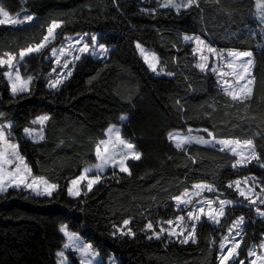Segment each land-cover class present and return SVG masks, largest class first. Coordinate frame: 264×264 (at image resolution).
Returning a JSON list of instances; mask_svg holds the SVG:
<instances>
[{"label": "trees", "instance_id": "1", "mask_svg": "<svg viewBox=\"0 0 264 264\" xmlns=\"http://www.w3.org/2000/svg\"><path fill=\"white\" fill-rule=\"evenodd\" d=\"M197 4L175 13L158 9L153 0H0L10 16L26 12L35 17L26 26L0 25V57L41 43L53 21L61 25L52 43L19 64L22 78L32 80L30 92L13 96L0 66V125L11 124L18 152L32 173L57 185L52 197L24 190L0 196V264H58L65 243L62 224L101 258L113 256L116 264H218L221 239L239 217L245 222L241 259L264 237V222L232 187L252 178L264 188V38L254 17L255 2ZM77 34L97 35L113 49L104 60L83 55L69 79L52 90L45 78L54 65L47 58ZM187 35L218 50L251 52V95L232 99L213 75L199 70L184 41ZM137 44L155 53L169 77H156L147 68ZM41 116L49 117L43 138L36 143L23 139L24 129ZM110 125L121 127L141 159L127 163L129 173L109 171L91 191L69 197L68 183L95 163L96 147ZM186 129L207 130L216 139L251 140L258 159L233 168L235 158L224 151L175 148L167 135ZM196 184L212 187L234 205L220 224L200 221L195 242L186 244L152 237V230L181 214L175 197Z\"/></svg>", "mask_w": 264, "mask_h": 264}, {"label": "rangeland", "instance_id": "2", "mask_svg": "<svg viewBox=\"0 0 264 264\" xmlns=\"http://www.w3.org/2000/svg\"><path fill=\"white\" fill-rule=\"evenodd\" d=\"M153 1L158 4L157 8L161 9V10H170V11H173L175 13L185 11V9H183V8H181L178 12L175 8L162 7L161 5H163L165 3V0H153ZM174 2L177 4H182V3L186 2V0H174ZM254 2H255L254 17L257 21L260 22V25H261L260 32L262 34V37L264 38V3L261 0H254ZM0 8H1V6H0ZM27 16H32V15H30L26 12H22L20 14L15 15V16L9 15L10 19L20 20L21 23L17 24V25H12V24H4V25H12V26L29 25L30 23H32L35 20V17L32 16L33 20L28 21L26 19ZM0 19H4V17L2 15H0ZM57 30H58V28L55 29L53 36L49 39V41L46 43V46L44 48H46L50 43H52L54 41L55 34H56ZM93 36L97 37V35H94V34H77L74 36H70L64 40L62 45H60L59 47L53 48L51 50L50 56L47 58V61H51L53 63L54 69L45 78L47 80L48 88H50L49 87L50 82L54 81L55 79H58V78L62 79L63 83L69 79L70 76L68 75V73L71 72L72 66L77 61L76 59H74L77 56H79L81 58L83 55H85V56H88V57H91V58H94L97 60L107 59L109 52L113 48L106 46L104 44H101L98 40V37H97L96 41H93L92 40ZM185 37H188V39H185ZM185 37H184L185 43L188 45H191V47H192L195 66L199 70H201L198 67V65L202 62L201 57L202 56L205 57L206 59L203 62L206 64V68H205V70H201V71L204 73H208V74L213 75L218 86L227 95H228V93L225 91L226 86L230 85L233 88H235L237 83H239L240 85H243L244 83H246V81H237V78L234 75H232L233 70L228 67V64L233 62V60L235 59V58L231 57L229 55V53L230 52H241V51L218 50V49H215V48L209 46L203 39H201L197 36L187 35ZM197 39L203 41V44L200 45L199 47L197 46V43H196ZM84 44L89 45V51L87 53H83V52L79 51V49L82 48ZM100 45L105 46L104 50H101ZM137 45H139V44H137ZM137 45H136V48H137L138 56L141 58V60L144 62V64L147 66V68L151 71V69L148 67L147 63L145 62L144 57L148 56L149 58H151L152 56H156L155 53L151 49L145 48L141 45H139V47H137ZM33 47H35V46H33ZM43 49H41V51ZM54 49H55V54L53 53ZM61 49H63V54H61V51H60ZM209 49H211V51ZM37 53H39V52H34L31 54H28L22 60L20 59L19 54L18 55H12L14 57V60H13V66L11 68H9L8 65H0V66L5 68L4 77L7 81V83L9 84V87H10V84L15 81L16 75L17 74L20 75L19 64L26 57L31 56V55H35ZM9 55L10 54L4 55V56L0 57V59H7V57ZM57 57L59 58L58 63L56 62ZM156 58H157V56H156ZM247 59H249V58H247V57L242 58L243 62H246ZM251 59H252V57H251ZM240 62H241L240 60L236 61L237 64H239ZM65 63H67V65H68L67 68L64 67ZM156 63H157V71L155 73L153 72L154 75L156 77H159V78L169 77V75H167L162 69H160L158 59H156ZM252 70H253V65L250 69L251 77H249L250 79H252V82H253ZM221 73H224V75L222 76ZM21 78H22V76H21ZM28 79L29 78H26V79L22 78V80H28ZM249 86L252 88V84ZM50 89H52V88H50ZM52 90H54V89H52ZM21 94H25V93H21ZM21 94H19V95H21ZM15 96H18V95H15ZM247 96L248 95H245V97H247ZM41 117H44V116H41ZM41 117H37L32 121V127L26 128V129H28L27 132L24 129V131L22 133L23 139H26V140L33 142V143H36V142H39L43 138V128L42 127H43L45 121L41 124L39 122V118H41ZM126 120H127V117L122 116L121 122L124 123ZM0 130H3L5 132V140L3 142H0V152H4L5 158H7L9 151H11L10 149H8L7 145L8 144H14V145H16L15 152L18 154L19 157H21L19 152H18L17 141L14 139L13 134L11 133V124H4L2 126L0 125ZM117 134L120 135V139L123 140L125 143H132V142H130V141H128L122 137L120 126H117V125L108 126L106 131H105V138L98 143L97 147L100 148L101 154L103 156L104 155V148H105V146H107L109 149L108 155L115 157V164L110 162L109 164H107L105 166L103 172H98L96 165L101 163V158H98L96 155V151H97V147H96V150H95L96 161H95V163L85 167L82 170V172L80 173V175L78 176V177H80L81 175H84L86 177L84 180L80 181L79 185L77 186L80 190V193H82L83 191H88V189H87V179L88 178H91L94 175H99L100 179H101V177L109 171H119V160L120 159H125V166H127V163L129 161H137V160L131 159V155H132V153H138V152L135 150L134 147L131 151L128 150L123 144H121L116 139ZM189 136H191L193 138H202L203 140L210 141V142L207 144H201V143H196V140L193 139V141L191 143H183L179 149L186 147V146H190V145L215 148V149L224 151V152L232 155L235 158V163L239 159V156L231 151V146L224 147L223 145L219 144L218 141H222V140H227V141H232V142L239 141L241 146H243L245 144V142L251 141V140H237V139H216L212 135L210 136L207 131L195 130V129H186V131H182V132L181 131H172L167 135V139L175 148H177L176 147L177 138L183 139V138L189 137ZM232 146H234V144ZM253 147H254V145H253ZM241 150H243V149H241ZM253 151H255L254 148H249L248 150L245 149L244 153H245V155H248V154L250 155ZM122 153H127V157L122 155ZM255 161L256 160H252L247 164H239L236 167L243 168V167H245V166H247L250 163H253ZM23 162H24V160H23ZM17 166H18V161L15 160V158H14L12 163L4 164L3 168H4V171L7 173V172L14 171L17 168ZM28 168H29V166H28ZM85 169H91V171L85 172ZM38 178H42L43 181H46L43 177H39V176L34 175L32 173V171L30 170L29 180L38 179ZM77 178H75V179H77ZM71 181L68 183L67 195L71 198H74V196H70L68 194V188L71 186ZM238 181H240V189L246 191V195L249 197V199H245V197H241L239 195V192L236 191L238 193V197L249 208L254 210L256 217L259 220L264 222V217L260 216L258 214V211H257V209H259V211H264V204L261 203V200H264V188H262L259 185V183L252 178H246V179H242V180H238ZM46 182L48 184H51L48 181H46ZM196 185H206V184H196ZM196 185H194L189 191L184 192L181 196H179V197H181L182 201L186 200L187 203H177L176 200L174 199V203H175L177 209L179 211H181V214L179 216H177L175 219L171 220L172 221L171 224H169L167 222L165 224L159 225L157 227L158 231L152 230V232H153L152 237L157 238V236H155L154 233H159V238L167 237L168 239H170L172 241H176L178 243H181V241L186 236H191L192 238L195 239V228H196L197 224L202 220H205V221H207V222H209L215 226H218L220 224V222L223 220V218L225 216L226 209L230 208L234 205L232 203L225 204L224 205V215L218 216L216 220L210 219L206 215V213L209 210V206L206 203V201H211L212 202V209L218 211L220 206H221L220 201L223 199L215 194V190L212 187H211V190H208V188L198 190L195 187ZM232 187L234 188V190H236V181L233 182ZM249 188L252 189L251 192L247 191ZM10 190H24V191L29 192L31 195L37 196L32 190H30L28 188H24L23 186H21L19 188L8 187L7 191H10ZM56 190H57V187H56ZM6 192L0 193V196L5 194ZM38 197H47V196H38ZM76 197H78V196H76ZM250 200L255 201V204L253 205L252 203H250ZM200 208H204L205 214L199 213ZM189 212H192L194 215H199L200 219L199 220L190 219L188 216ZM180 217H182V219H178ZM240 219L241 218L239 217V218H236L234 221H232V223L230 224V226L226 230V233L224 234V236L221 239L220 246H219L220 252H219V257H218V264H220L221 256L227 255L228 250L237 244L239 245V247L237 248L236 253L234 254V256L230 257L228 261H225V264H241V261H243L244 264H252L253 260H255L257 262V264H261V262L264 261V247H261V245L264 244V237L259 241V243H257V245H254L250 248V250L247 252V256L245 259L240 258L239 249H240V244H241V240H242V236H243L242 230H243V227L245 224L244 220H242V222L239 225H237L236 222ZM61 228L64 229L63 232H61ZM161 228L165 229V231L162 233L160 231ZM172 230H175L177 235L170 236L169 232ZM59 233L64 238L65 243H64L63 249L61 250V252L58 255V264H116V261H115L113 256H109L105 259L101 258V256L98 254L97 250L89 242L85 241L79 234L69 231L65 224H62L59 227ZM120 233L125 234L127 232L125 230H120ZM238 233H239V235H238ZM189 242H193V239L190 238L188 243ZM182 244H186V243H182ZM221 245H223V248L221 247ZM85 247L88 248L87 252L83 251V249ZM250 251H254L256 254L254 256H250L249 255Z\"/></svg>", "mask_w": 264, "mask_h": 264}, {"label": "snow or ice", "instance_id": "3", "mask_svg": "<svg viewBox=\"0 0 264 264\" xmlns=\"http://www.w3.org/2000/svg\"><path fill=\"white\" fill-rule=\"evenodd\" d=\"M194 5L198 7L197 0H186V2H184L182 4H177L174 2V0H165V3L161 6L165 7V8H168V7L175 8L179 12V10L181 8H183L185 10H189ZM0 15H2L4 17V19H0V25H4V24L17 25V24L21 23L20 20L10 19L8 12L4 11L3 8H0ZM26 19L28 21H32L33 17L27 16ZM60 26L61 25L59 23L53 21V23L47 28V35L44 37V40L41 43L37 44L35 47H28L27 49L21 50V52L19 53L20 59L22 60L28 54H31L34 52H40L41 49H43L46 46V43L49 41V39L53 36L55 29L59 28ZM185 39H188V37H185ZM92 40L96 41L97 37L93 36ZM196 43H197V46L199 47L200 45L203 44V41L197 39ZM137 47H139V45H137ZM100 48H101V50H104L105 46L100 45ZM209 50L211 51V49H209ZM60 51H61V54H63V49H61ZM79 51L83 52V53H87L89 51V45L84 44L83 47L79 49ZM53 53L55 54V49L53 50ZM229 55L231 57L235 58L233 60V62L228 64V67L233 70L232 75H234L237 78V81H246V83H244L243 85H240L239 83H237L235 88L228 85V86H226L225 91L228 93V95L231 96L232 99H238L239 98V99L243 100L245 95H251V93H252V88L249 86L252 84V79L249 78V77H251L250 69L253 65V60L251 59L252 53L247 52V51L230 52ZM246 57L249 59H247L246 62H243L242 58H246ZM79 58L80 57L77 56L74 59L79 60ZM144 59L148 65V67L151 69V71L155 73L157 71V63H156L157 58H156V56H152L151 58H149L148 56H145ZM205 59L206 58L202 56L201 57L202 62L198 65V67L201 70H205V68H206V64L203 62ZM13 60H14V57L12 55H9L7 57V59H0V65H8L9 68H11L13 66ZM237 60H240L241 62L239 64H237L236 63ZM56 62L57 63L59 62L58 57H57ZM64 67L65 68L68 67L67 63L64 64ZM68 75L70 76L71 72H69ZM221 75L223 76L224 73H221ZM30 83H31V78H29L28 80H22L21 76L19 74H17L15 77V81L10 84V91L14 96L19 95L21 93L30 92ZM62 83H63V80L58 78V79H55L54 81H51L49 84V87L52 89H56ZM0 115H3V114L0 113ZM48 119H49V117L44 116V117L39 118V122L42 124L44 121H46ZM25 131L27 132L28 129H25ZM205 131H207V130H205ZM209 135L211 136V133H209ZM116 139L121 144H123L128 150L131 151L133 149L134 145L132 143H125L123 140L120 139L119 134H117ZM193 139L196 140V143H201V144H207L210 142V141L203 140L202 138H193V137L189 136V137H185L183 139L177 138L176 147L180 148L183 143H191L193 141ZM4 140H5V132L3 130H0V142H3ZM218 143L223 145L224 147L231 146V151L239 156V159L236 161V163L232 165L233 168H235L239 164H247L252 160L258 159L255 151H253L250 155L249 154L245 155V153H244L245 149L248 150L249 148H254L252 141L245 142V144L243 146L240 145L239 141L232 142V141L222 140V141H218ZM233 144H234V146H232ZM7 147H8V149L11 150V151H9L7 158H5L4 152H0V193L6 192L8 187L19 188V187L23 186L24 188H28V189L32 190L37 196L52 197L54 191L56 190L57 185L48 184L46 181H43L42 178L29 180L30 169L23 162V158L19 157L18 154L15 152L16 145L8 144ZM241 149H243V150H241ZM108 152H109V149L107 146H105L104 155L102 156L100 148L97 147L96 155L98 158H101V163L96 165L98 172H103L105 166L107 164H109L110 162L115 164V157L108 155ZM122 155L127 157V153H122ZM14 158H15V160L18 161L17 168L14 171L6 173L4 171L3 165L12 163ZM131 159L140 160L141 155L138 153H132ZM260 166L262 168H264V164H261ZM88 171H91V169H85V172H88ZM119 171L123 172V173H129V171H130L129 168L127 166H125V159L119 160ZM85 178L86 177L84 175H81L77 179H74L71 181V186L68 188V194L70 196L76 197V196L81 195L80 190L77 186L79 185L80 181L84 180ZM99 180H100L99 175H94L91 178H88L87 179L88 191H91L93 186L95 184H97L99 182ZM195 187L198 190H202L204 188H208V190H211V187L208 185H196ZM229 187H231V185H229ZM236 191L239 192V195L241 197H245V199H249V197L246 195V191L240 189V181H236ZM247 191L251 192L252 189L249 188ZM175 200L177 203H187L186 200L182 201L181 197H179V196L175 197ZM206 203L209 206V210L206 213V215L210 219L216 220L218 216L224 215V205L227 203H230V201L221 200L220 201L221 206H220L218 211L212 209V202L211 201H206ZM250 203H252L254 205L255 201L250 200ZM261 203L264 204V200H261ZM257 211H258V214L260 216L264 217V211H259V209H257ZM199 213L205 214L204 208H200ZM188 216L192 220H199L200 219L199 215H194L192 212H189ZM178 219H182V217H180ZM242 220H243V218L238 220L236 222L237 225H239L242 222ZM123 223H124V225H128L129 221L126 219L123 221ZM168 223L171 224L172 221H169ZM147 227L149 229H151L152 224L149 223L147 225ZM63 231H64V229L61 228V232H63ZM160 231L162 233L165 231V229L161 228ZM129 235H131V232H129ZM154 235L157 236V238H159V233H154ZM169 235L170 236L177 235V233L175 232V230H172L169 232ZM238 235H239V233H238ZM190 238L193 239V242H195L194 238H192L191 236H186L181 241V243H188ZM221 247L223 248V245H221ZM238 247H239V245L237 244L228 250L227 255H222L220 258V264H225V261H228L230 257L234 256ZM261 247H264V244H262ZM83 251L87 252L88 248L85 247L83 249ZM255 254L256 253L254 251L249 252L250 256H254ZM241 264H244V262L241 261ZM252 264H257V262L255 260H253ZM261 264H264V261H262Z\"/></svg>", "mask_w": 264, "mask_h": 264}]
</instances>
